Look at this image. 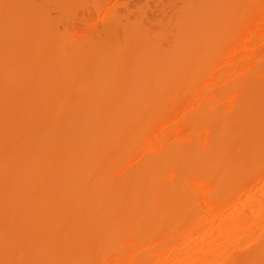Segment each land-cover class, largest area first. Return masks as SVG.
<instances>
[{"label":"bare ground","instance_id":"bare-ground-1","mask_svg":"<svg viewBox=\"0 0 264 264\" xmlns=\"http://www.w3.org/2000/svg\"><path fill=\"white\" fill-rule=\"evenodd\" d=\"M114 1L0 0V264H264V0Z\"/></svg>","mask_w":264,"mask_h":264},{"label":"rangeland","instance_id":"rangeland-1","mask_svg":"<svg viewBox=\"0 0 264 264\" xmlns=\"http://www.w3.org/2000/svg\"><path fill=\"white\" fill-rule=\"evenodd\" d=\"M117 1V0H116ZM119 1H121V0H118V2ZM126 1V2H125ZM124 2L125 3H130L131 5H136V6H139V7H141V10H143V13L145 14V16H147L148 18H146V19H155V20H160V19H162V20H165V24L168 26V28L167 29H169V31H170V28L172 27V29H173V26L175 25V23H174V20L170 23V22H168L167 23V21L168 20H170L171 18H173L174 19V17L177 15V11H178V8L186 1V0H125ZM184 1V2H183ZM115 2V1H114ZM113 2V3H114ZM117 2V3H118ZM123 1L122 2H119V3H121L120 5H122V3H124ZM116 3V2H115ZM114 3V4H115ZM117 3L115 4L116 6H117ZM119 3H118V5H119ZM232 3V1L231 0H228V1H226V0H215V2H213L210 6H209V12H211L212 14L213 13H215V11L217 10L216 8H218V9H221V11H222V14L221 15H223V16H226L228 19H230L231 18V13L230 12H227V10H228V8H230L231 7V5L233 4H231ZM83 5V4H82ZM119 5V6H120ZM84 7V6H83ZM118 7V6H117ZM87 8H90V7H87ZM87 8L85 7V9L87 10ZM121 8H123L122 6H121ZM78 11H77V13L76 14H78V12L80 13V12H82V13H84V9H83V11H82V9H77ZM86 12V11H85ZM87 13V12H86ZM162 20H161V22H162ZM143 21V20H142ZM146 21V23H147V21L148 20H145ZM137 24H141V25H144L145 23H144V21L142 22V23H140L141 22V20H137V21H135ZM150 22V21H149ZM153 22V21H152ZM151 22V23H152ZM158 22H160V21H158ZM157 23V22H156ZM173 23H174V25H173ZM164 24V23H163ZM162 24V25H163ZM164 24V25H165ZM169 24H170V26H169ZM134 25H136V24H134ZM155 25V24H154ZM153 25V26H154ZM158 25H159V23H158ZM161 25V24H160ZM163 25V26H164ZM162 27V26H161ZM161 27H159L158 26V28H161ZM155 28H156V26H155ZM157 29V28H156ZM165 29V28H164ZM171 29V30H172ZM160 30L161 31H163V29H159V32H160ZM122 31V30H121ZM157 32H158V29H157ZM164 32H165V30H164ZM120 33H122V36L121 37H123V31L122 32H120ZM162 33V32H161ZM167 33H169V32H167ZM164 35H166V33L164 34ZM120 37V38H121ZM129 44H131V42H129ZM176 45V44H175ZM174 45V46H175ZM174 50V49H173ZM123 54H125L124 53V51H123ZM140 69H136V71H135V73H134V79H133V81H135V84H136V88H137V93H139L138 92V90L140 89ZM109 74L110 75H112V73L109 71Z\"/></svg>","mask_w":264,"mask_h":264},{"label":"snow or ice","instance_id":"snow-or-ice-1","mask_svg":"<svg viewBox=\"0 0 264 264\" xmlns=\"http://www.w3.org/2000/svg\"><path fill=\"white\" fill-rule=\"evenodd\" d=\"M7 7V6H6Z\"/></svg>","mask_w":264,"mask_h":264}]
</instances>
